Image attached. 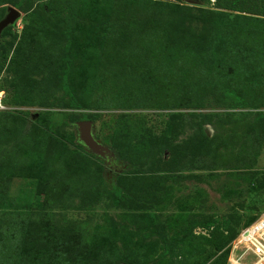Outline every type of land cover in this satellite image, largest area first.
Instances as JSON below:
<instances>
[{
	"label": "rangeland",
	"instance_id": "374dc122",
	"mask_svg": "<svg viewBox=\"0 0 264 264\" xmlns=\"http://www.w3.org/2000/svg\"><path fill=\"white\" fill-rule=\"evenodd\" d=\"M214 2L0 0V22L19 13L0 33V264H228L264 216V73L219 91L238 66L217 57L211 87L178 91L186 108H133L154 62L209 39ZM154 32L168 55L140 44ZM160 93L150 102L170 101ZM83 118L114 163L79 143Z\"/></svg>",
	"mask_w": 264,
	"mask_h": 264
},
{
	"label": "trees",
	"instance_id": "16d2710c",
	"mask_svg": "<svg viewBox=\"0 0 264 264\" xmlns=\"http://www.w3.org/2000/svg\"><path fill=\"white\" fill-rule=\"evenodd\" d=\"M174 1L179 2L183 0ZM173 6L178 10L183 7L178 4H174ZM214 7L220 10V13L219 17L216 15L212 21L210 36L208 35L209 39L204 38V42L202 40H197L196 42L191 41L190 47L189 45H185L184 47L178 46L183 49L177 53L174 51L173 54L168 55L164 49L165 46L173 42L168 39L169 36L165 39L163 38L165 35H160L158 32H154L151 38L150 34L139 35L144 40L140 44L144 49L146 47V53L148 52V54H152L155 57H158L160 54H167L168 57L166 62H154L158 64L156 68H152L151 66V71L150 74L148 73L146 81L150 87L142 86V88L151 89L153 93L150 92V96L145 101L146 103L134 104L133 108L142 109L153 107L158 110L186 108L187 103L179 96L178 91L182 89L181 92L186 93V91L193 92L197 87L203 88L207 85H210L208 88L211 87L210 81H213L216 76V74L213 75L212 73L213 67L211 62L216 64L217 57L221 58L218 59L217 66L222 62L228 63L227 59L233 60L238 66L237 70H234L237 73V77L232 75V71L229 74L226 68L222 67L220 70V76L222 78L220 80L223 83L220 84V87L230 86L233 89H218L219 91L227 90V92H233L240 90L244 92L248 86L261 83L259 82L261 80L260 75L264 73V66L261 69V65L260 63L258 64L255 55L261 60L264 59V45H255L254 40H251L252 45H250L248 38L253 33L248 30L244 34L243 26L244 23H251L264 30V0H215ZM224 12H234L238 15L232 19H228V16H226L227 13ZM243 34L244 37H242ZM183 37L181 42L185 44ZM187 41L190 44V40ZM229 67L231 66L229 65ZM196 90L211 91V89ZM249 90L252 91L253 89ZM160 91H164L170 101H174L164 102L163 100L161 103L150 102V98L153 100L155 96L159 97ZM160 94L162 95L163 93ZM262 104L264 106V102ZM3 105H5L4 101ZM4 111H0V113ZM81 121L88 120L83 118ZM90 157L100 161L99 158L93 155H90ZM112 188L113 191L117 192L114 185ZM57 255L58 259L63 256L60 254ZM62 264L68 263L62 262Z\"/></svg>",
	"mask_w": 264,
	"mask_h": 264
},
{
	"label": "built area",
	"instance_id": "2783aa9c",
	"mask_svg": "<svg viewBox=\"0 0 264 264\" xmlns=\"http://www.w3.org/2000/svg\"><path fill=\"white\" fill-rule=\"evenodd\" d=\"M4 110L0 91V111ZM236 242L228 264H264V216L242 229Z\"/></svg>",
	"mask_w": 264,
	"mask_h": 264
},
{
	"label": "water",
	"instance_id": "95a60500",
	"mask_svg": "<svg viewBox=\"0 0 264 264\" xmlns=\"http://www.w3.org/2000/svg\"><path fill=\"white\" fill-rule=\"evenodd\" d=\"M19 17V13L14 9H9V14L0 22V33L8 26L12 25ZM78 133L79 143L90 154L99 158L105 163H114L116 157L107 146L99 143L94 136V126L91 121H80L75 124Z\"/></svg>",
	"mask_w": 264,
	"mask_h": 264
}]
</instances>
